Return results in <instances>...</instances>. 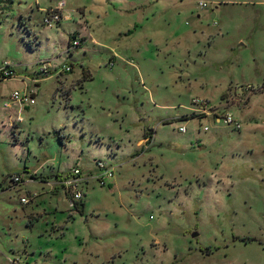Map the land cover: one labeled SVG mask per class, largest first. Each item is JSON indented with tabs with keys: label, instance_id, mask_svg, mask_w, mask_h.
<instances>
[{
	"label": "rangeland",
	"instance_id": "1",
	"mask_svg": "<svg viewBox=\"0 0 264 264\" xmlns=\"http://www.w3.org/2000/svg\"><path fill=\"white\" fill-rule=\"evenodd\" d=\"M58 1L0 0V67L15 71L0 78V264H264V0H130L123 15L64 0L85 3L98 41L72 51L82 16L49 27L37 9ZM26 84L19 122L10 97ZM195 97L232 98L217 111L241 128L192 114ZM78 166L82 213L41 183Z\"/></svg>",
	"mask_w": 264,
	"mask_h": 264
},
{
	"label": "built area",
	"instance_id": "2",
	"mask_svg": "<svg viewBox=\"0 0 264 264\" xmlns=\"http://www.w3.org/2000/svg\"><path fill=\"white\" fill-rule=\"evenodd\" d=\"M65 3L64 1H59L55 7H52L45 12L43 23L49 27H52L56 24H59L62 20V10ZM200 7H206L207 3L200 1L199 2ZM82 44V40L77 35L73 36L69 41V50L72 51L79 47ZM112 65V62L110 63ZM72 70V67L67 65L64 68H61L59 72H69ZM39 74L42 76H46L49 74V66L46 65V63L43 62V65L39 68ZM15 76V71L12 65L9 64V62L5 61L2 66L0 67V78L7 79L12 78ZM248 88H251V86H248ZM11 100L14 103H17L21 106L27 105V104H34L35 99L32 97V95L27 90H15L11 94ZM227 100H224L220 105L216 107H212L213 109L209 108L208 101L202 99V98H193L192 104L195 106L193 108L192 114L198 115V116H212L216 122H222L226 124L227 126L231 127L232 129L239 130L241 128V122L233 116V114L229 111L224 112V114L220 115L218 113L219 107H222L223 109L227 108V105L233 101L232 98H226ZM8 106V104H6ZM19 121H21V118H19ZM209 127L207 125L203 126V130H208ZM179 131L184 133L186 131L185 126L179 127ZM145 141H148V138L145 139ZM96 168L98 170L96 174V179L99 185L103 186L106 184V180L111 178L113 176V167L106 163L105 161L99 159L96 161ZM11 180L14 184H21L22 178L20 175H12ZM84 174L82 173L81 169L78 167H75L72 169L71 173L63 179L58 180L59 185L68 193L70 196L68 197V202L71 208H75L77 203L82 200L83 198V192L81 189H79V186L84 182ZM30 197H23L21 198V201L24 203H28Z\"/></svg>",
	"mask_w": 264,
	"mask_h": 264
},
{
	"label": "crops",
	"instance_id": "3",
	"mask_svg": "<svg viewBox=\"0 0 264 264\" xmlns=\"http://www.w3.org/2000/svg\"><path fill=\"white\" fill-rule=\"evenodd\" d=\"M60 1H64V0H60ZM106 2H107V5H108V7L110 8V9H112V11L111 12H113V13H115L116 15H123V12L124 11H127V10H129V9H131V8H125V5L126 4H131L132 3V1H130V0H105ZM134 2L136 1V0H133ZM59 2V1H58ZM57 2V3H58ZM129 2V3H128ZM57 3H56V5H57ZM80 4H76V5H72V6H66V4L64 5V7H63V10H62V20L60 21V23H62V22H64V21H70V20H73V14L72 13H74L75 11L76 12H78V15L80 14L81 16H82V18L84 19V22H85V26L81 29V31L80 32H75V34L78 36V37H80V38H83V41H82V44L83 43H86L87 41H88V39H90V41L92 42V43H94V44H98V41H97V39H95L94 37H92L91 35H90V31H89V29H90V26L88 27L87 25H86V22H87V20H86V17H85V10H86V6H85V3H83L82 1H80L79 2ZM36 5H37V9H40L41 11H46V10H48V9H50V8H52V7H55L56 5H47L46 7H44V6H42L40 3H37L36 2ZM108 7H106V10L104 11V14H109L110 12H109V10H108ZM72 12V13H71ZM137 23L135 24H133V29H135V28H137ZM120 30V29H119ZM133 31V30H132ZM132 31L130 30V28H128V29H126L125 31H118V32H126V34H128V33H132ZM111 51V56L112 57H114V58H117L118 57V53L116 52V50L115 49H111L110 50ZM72 70H73V68H72ZM71 70V71H72ZM57 71V70H56ZM71 71H69V72H71ZM64 74H62L61 72H57V76L59 75L60 77H64V79H66L67 78V72H63ZM40 75V74H39ZM92 77H91V75L90 74H85L84 73V75H83V78H82V80H88V79H91ZM77 82L79 81V80H81V78H77V77H75L74 78ZM33 81H36V80H34L33 79ZM73 83H74V81H72V85H73ZM230 84H232V82L230 83ZM235 87H231V85L225 90V91H223L222 93H221V96L220 97H222L224 94H226L229 90L232 92V93H234L235 92ZM24 90H27L31 95H32V97L34 98V95H33V93H32V89L31 88H29V86H28V84H26L25 85V89ZM69 89H67V90H64V89H62V91H63V93L65 94V96H66V99H68L69 100V93H70V91H68ZM15 91V90H14ZM205 100V99H204ZM207 101V100H206ZM222 99H220V102H219V104L218 105H220L222 102ZM209 102V101H208ZM6 104H8V106L7 107H9L10 105H9V103H6ZM6 104H5V107H6ZM14 104H16V108H14L13 110L14 111H16L17 112V114H18V117H17V120L19 121V118H21V121H22V117L20 116V112L23 110V107H25V106H27V105H23V106H21V105H19V104H17V103H14ZM29 105V104H28ZM209 108H211L212 109V107L213 106H208ZM216 107V106H215ZM226 109H228V108H226ZM191 115V114H190ZM188 116L189 115H186V114H184V115H182L180 118H178V119H176V120H187L188 119ZM207 117H212V116H205V117H202L201 119H205V118H207ZM200 119V120H201ZM215 122H216V120H214ZM20 122V121H19ZM183 126V125H182ZM203 126L204 125H202V123L201 122H199V126H198V129L199 130H203ZM181 127V126H180ZM204 131V130H203ZM207 131V130H206ZM186 132V131H185ZM99 138V137H98ZM99 140V139H98ZM141 139H139V141H140ZM120 146L119 145H117V148H119ZM78 168H80L81 170H82V168L81 167H79L78 166ZM72 171V170H71ZM71 171H69V173L67 174V175H60L59 173H54L53 175H54V180H52V181H49V180H47V178L46 177H43L42 179H41V183L42 184H45V187H44V190L46 191V192H50V193H54V194H57L58 192H59V189L61 188V189H63L60 185H59V182H58V180H60V179H63V178H66L70 173H71ZM83 171V170H82ZM84 174H86L85 172H83ZM21 176V175H20ZM34 175H32V174H30V178H34L33 177ZM87 177H88V175L87 176H85L84 175V182H87ZM22 178V177H21ZM12 181V180H11ZM24 181H23V178H22V183H23ZM83 182V183H84ZM21 183V184H22ZM82 183V184H83ZM17 185V184H16ZM18 185H20V184H18ZM44 186V185H43ZM46 186H48V187H50L49 189L46 187ZM63 191H64V193H65V195H66V197H67V199H68V197L70 196V194H68L64 189H63ZM43 192H31V191H28V195H27V197H30L31 199L29 200V202L30 201H33V200H35L37 197H39L41 194H42ZM21 198H23V197H21ZM78 207H80V205H78ZM74 209V208H73ZM74 210H76V209H74ZM77 211V210H76ZM68 217H70L71 219L73 218V214L72 213H70L69 214V216ZM12 264H17L15 261H12Z\"/></svg>",
	"mask_w": 264,
	"mask_h": 264
},
{
	"label": "trees",
	"instance_id": "4",
	"mask_svg": "<svg viewBox=\"0 0 264 264\" xmlns=\"http://www.w3.org/2000/svg\"><path fill=\"white\" fill-rule=\"evenodd\" d=\"M75 35H76L75 33L71 34L70 39H71L73 36H75ZM81 40L83 41V38H81ZM1 79H2V78H1ZM82 200H83V199H82ZM82 200H80V201L77 203L76 207L74 208V209H76V210H77L78 212H80V213H82L83 206H84ZM78 205H80V207H78Z\"/></svg>",
	"mask_w": 264,
	"mask_h": 264
}]
</instances>
